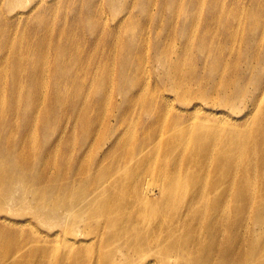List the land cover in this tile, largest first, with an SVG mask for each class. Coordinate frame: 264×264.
Returning a JSON list of instances; mask_svg holds the SVG:
<instances>
[{"label":"bare ground","instance_id":"1","mask_svg":"<svg viewBox=\"0 0 264 264\" xmlns=\"http://www.w3.org/2000/svg\"><path fill=\"white\" fill-rule=\"evenodd\" d=\"M26 1L0 0V55L10 51L8 57L0 56V212L9 215H0V264H49V257L56 259L57 255L62 257L58 264H67L72 257L73 264H264L256 254L263 248L264 241L259 239L264 236L260 226L264 216L253 219L254 236L250 235L251 244L245 252H254V255L229 263L226 239L229 204L234 207L236 218H240L251 199L249 178L256 174L250 166L253 161L264 164V153L261 157L254 155L257 149L264 150V25L261 19L248 18L238 23L241 30L226 25L213 26L215 22L222 24L218 21L223 20L226 24L228 21L223 14H218L221 0L207 3L205 0H160L159 14L152 18L154 1L138 0L130 4L138 15L130 18L126 35L122 36L117 69L109 70L111 63L109 65L106 60L90 59L82 73L89 82L80 83V87L77 86L80 89L70 98L66 85L76 84L69 79L85 54L84 47L79 46L82 38L77 36L78 42L76 35L71 37L77 28L55 34L57 29L51 26L53 16L45 17L37 12L29 17L33 23L30 29L26 23L18 27L20 32L11 25L6 29L2 19L10 18L16 24L22 13L29 15L33 11L22 10L9 16L6 9L23 6ZM54 1L45 2L44 8L55 9L56 13L60 4ZM42 2L39 0L40 4ZM123 2L108 0L106 6L115 15L121 12L116 17L125 25L130 5ZM83 4L82 36L84 28L91 30L103 23L101 17L96 18L98 9L93 0L82 2V8ZM250 6L264 10L259 4L249 3ZM74 9L65 10L66 15L73 14ZM203 10V29L187 25L195 23V15ZM221 12H226V8ZM181 13L184 14L182 24L176 26L175 21ZM75 15H79L76 10ZM162 15L166 31L172 38L187 42L196 37V40L187 46L183 44L177 51L163 42L162 49L159 40ZM149 21L155 30L153 39L145 38L143 31L140 41L136 40L138 28ZM38 29L43 32L34 37L31 31ZM83 38L87 42L86 36ZM93 41L92 37L88 38V42ZM146 44L152 49L158 68V73H153V84H147L151 71L145 67L143 74L146 73L147 80L142 76L144 82L141 83L142 67L137 62L140 58L131 57L138 45L144 47ZM48 72L50 78L46 82ZM137 84L141 88L136 89ZM43 85H49L48 94L40 90ZM122 85L129 86L128 90L123 92ZM197 85L199 93L194 91ZM161 86L174 93L182 105H189L197 98L215 109L228 107L234 111L241 106L243 111L239 112L243 115L239 120L245 126L239 127L241 123H236L223 111L202 113L203 108L197 104L191 105L192 113L181 111L167 120V112H164L169 100L161 95ZM90 87H94L92 94L102 106L113 88H117L125 102L136 103L139 96L146 95L151 101L145 106L148 113L152 112L155 119L152 122L160 121L164 126L147 135L143 131V142L136 145L132 153L121 147L123 136L118 133L119 129L113 132L106 153L114 150V156L108 166L96 158L87 162L88 172H78L74 167L63 181L41 173L39 161L51 145L47 137L52 132L47 129V120L59 117L63 103L75 114L80 109L77 98L80 103V98L84 97L82 91ZM188 99L191 101L187 103ZM158 110L162 113L156 116ZM86 120L88 117L83 118L82 123ZM118 123L126 124L122 119L121 122L116 120L115 124ZM36 124H39L37 133ZM54 142L57 145L65 143L66 147L70 140ZM170 149L173 162L186 158L188 153L192 155L189 157L195 161L197 175L186 174L188 178L181 185L169 175L175 171H168L163 179L162 173L158 175L162 181L154 188L147 180H143L141 186L143 175H148L143 173L152 172L154 164L138 168L136 165L154 156L164 158ZM245 149L250 155L245 157V171L239 174L235 169L239 158H244ZM178 193H183L190 201L172 205L169 200ZM256 203L264 212L263 195ZM32 220L43 229H35ZM193 220L195 226L192 228ZM26 227L33 228L27 236L24 235ZM53 227H59V231H54L55 237L51 238L49 233ZM60 236L62 247H51L53 239ZM85 238L91 240L90 244L97 243V249L91 254L94 259H87L77 249ZM117 252L124 256L123 261L112 260ZM70 255L73 256L68 257Z\"/></svg>","mask_w":264,"mask_h":264},{"label":"rangeland","instance_id":"2","mask_svg":"<svg viewBox=\"0 0 264 264\" xmlns=\"http://www.w3.org/2000/svg\"><path fill=\"white\" fill-rule=\"evenodd\" d=\"M49 0H43V2L40 4L39 0H28L23 6L16 7L15 9L8 10L5 7L3 9H6L9 13V16H12L13 14H17L18 12L22 10H28L33 9L32 12L27 15L26 13L21 14V18L19 20L16 19V24L11 22V19H2L1 23L7 27L11 25V27L19 31L18 27L22 26L23 24H27L29 26V29L31 28L32 19L30 20V16H33L36 12L37 13H43L45 14V17H52L51 19V26L54 30H56L55 34L58 32H68L71 29L77 28L76 32L71 33V37L76 35V39L79 42V38L81 39L80 47L83 48V52L85 53L82 55L81 62L78 63V65L74 68L75 73L71 76L69 79V82H75L74 85H66L67 91L69 93V97L72 98V96H75L77 91L80 89V83L88 81L89 78L86 77L85 73L87 64L90 59H93L95 61L102 59L106 60V62L110 65L109 70H116L118 67L117 61L118 57L121 55V47L123 45V39L127 32V25L130 21V18H132L135 14L138 15L137 10H132L131 3L138 2V0H124L123 3L130 5V8L128 10V13H131L129 15H125V25L121 23L120 19L116 16H120L121 12H119L117 15L114 14L107 6L106 3L108 0H93V5L98 9V16L96 15V18H100L103 20V23H101L99 26L96 25L95 28L89 30L87 27L84 28V35L82 36V25L84 24L82 19H84L82 16L85 14V4H83V8L81 3L85 0H70L69 2H65V0H55V3L60 4L59 10L55 13L54 10H46L44 8V3L48 2ZM153 5L151 7V16L152 18L156 17L159 14V1L160 0H153ZM206 3L209 2V0H205ZM222 5L220 7V12L218 14L224 15L228 21H226V24L224 21H218L215 22V25H226L229 28L233 29H239L241 30V27H237L238 23H244L248 18H257L261 19V24L264 25V10L259 11L258 9L254 7H249V3H252L254 5L259 4L261 7H264V0H221ZM184 5V4H183ZM105 6V8H103ZM240 6H245V8H240ZM75 7L73 14L68 12L67 15L65 13V10H69ZM226 8V12L222 13L221 11H224ZM75 10L79 13L78 17H75ZM263 14V15H262ZM115 15V16H114ZM5 16V15H3ZM43 16V15H42ZM123 16V15H122ZM7 17V16H5ZM30 17V18H29ZM184 17V14L181 13L177 16L178 20L175 21L176 26H179L182 24V18ZM29 18V19H28ZM151 18V19H152ZM124 19V18H122ZM238 20H240L238 22ZM121 23V24H120ZM165 17L162 15V22L159 26L160 34H159V40L161 42V46L163 49V42L167 44V47L171 50H179L183 44L186 46L191 42L196 40V37L192 40H189L186 42V40L182 39H174L171 37L169 33L166 31L165 27ZM187 25L193 26V29H203L205 25V12L204 10L200 13L197 12L195 15V23H187ZM85 26V25H84ZM137 37L136 40L140 41L141 34L144 32V37L152 38L154 36L155 30L152 27L151 21L147 23V25L140 26L138 28ZM148 31L151 33L148 35ZM20 32V31H19ZM17 32V34L19 33ZM40 32H43L42 30L38 29L35 31H31L32 35L39 36ZM78 36V37H77ZM86 36L87 42L84 40L83 37ZM124 36V37H122ZM128 36V35H127ZM92 37L94 40L93 42H88V38ZM134 39V38H133ZM132 39V40H133ZM128 40V39H127ZM212 45V44H211ZM1 46V45H0ZM264 46V43H263ZM151 48L147 44L142 47V45H138L131 54L132 59H134L136 56L137 58H140L137 62L140 63V67H142V73L140 74L141 83L143 84L145 78L147 80L146 73L143 74L144 67L146 70L151 71L149 74V79L147 80V84H153L154 82V76L153 73H158V68L156 66L155 60H153ZM236 51V50H235ZM10 55V51L6 50L1 57H8ZM235 57V54L232 53V58ZM10 59V58H9ZM113 60V61H112ZM3 61V60H2ZM134 62V60H131ZM230 69V68H229ZM143 76V78H142ZM49 72L46 73L45 81L48 82L49 79ZM89 82V81H88ZM78 86V87H77ZM129 86H123L122 85V91L125 92L128 90ZM49 88V85H43L41 86L42 93H47V89ZM141 88V85L137 84L136 89ZM93 89L94 87H90L89 90L82 91V94L84 95L83 98L79 103V98H77V103L80 107V109L73 114L72 109L70 106H67L65 103L61 104V112L59 114V117L56 119H48L47 129H50L52 133L49 134L47 139L48 142H51V145L49 147L48 153H45L43 157H41L39 164H41V173H47L50 177H58L60 181H63L66 175L68 174V171L72 168H77L78 172H88L86 166L87 162L90 160H102L105 165H109L113 156H114V150L108 151L106 153L107 148L109 147L110 138L114 135V133L119 129L118 133L122 134L121 139V147L122 148H128V152H133L132 149L135 148V146L138 144L140 145L143 142L142 132L144 131V135H147L149 132L152 131H158L161 130L163 126H161V122H152L155 120L153 118L152 112L148 113L146 110L147 104H151V101L149 98H146V95H141L138 97V101L135 102H125L123 95H120L117 88H113L111 91L112 94L108 97V101L106 100L104 105L102 106V103L100 100H96L93 96ZM161 95L168 98V108L164 112H167L168 119H173L172 116H175L178 112H185V113H192L193 110L190 109L191 105L197 104L203 108L200 112L204 113L205 111L215 113L217 111H223L226 114H229L230 118H233L236 120V123H241L239 127H244L245 124H242L240 118H242L243 111L241 110V106L239 109L230 110L228 107H220V108H212L211 105H208L205 101H200V99H193L187 100V103L191 101L189 105H182L179 102L178 97L170 92L169 90H166L165 87L161 86ZM200 89V86L197 85L194 87V91ZM200 90L196 91V93H199ZM191 96V95H190ZM188 96V97H190ZM44 97V95H43ZM47 96H45L46 98ZM183 97V96H182ZM212 96L207 97L206 99H210ZM44 99V98H42ZM122 109V112L121 110ZM189 110V111H187ZM156 116L161 114L162 112L156 111ZM199 112V113H200ZM238 112V113H234ZM87 113L86 116H84ZM123 114V115H122ZM154 114V112H153ZM108 115L107 118L105 116ZM85 123H82L83 118H87ZM119 117V118H118ZM118 118V119H117ZM126 123V124H115L116 120L118 122ZM151 120V121H150ZM245 120V119H244ZM146 122H148L146 124ZM257 125V124H252ZM39 130V124H36L35 127V133ZM122 130V131H121ZM114 132V133H113ZM40 133V132H39ZM13 135V134H12ZM89 135V136H88ZM41 136V133H40ZM62 138V139H61ZM64 139V140H63ZM66 140H70V143L65 147L64 144L57 145L56 142H66ZM83 140L88 141L86 147L85 142ZM82 144V145H80ZM248 145L251 144V142L247 143ZM74 147V148H73ZM110 148V147H109ZM116 149V147L114 148ZM45 150H48L46 147ZM85 154H83L82 152ZM89 150L91 152L89 153ZM190 152V149H189ZM244 158H239V164L238 167L235 169V171L239 174H242L247 165V158L246 156L250 155L247 149L244 151ZM264 153V150L260 152L259 149H257L254 152L255 156H262L261 154ZM168 155L166 157H156L150 158L146 161H141L140 164L136 165L137 168L141 167L143 165H152L154 164V169L152 172H147L143 174V179L141 181V186L143 185V180H147L149 182V186L151 188H154L156 184H159L163 179L164 174L169 173L168 171H175L173 173H170L174 179L178 180L180 184L185 182V180L188 178L186 174H196L197 170L195 169V161L191 159L189 156L192 157V155L187 154L188 156L186 158H179L176 161L173 162L172 158L173 151L170 149L167 153ZM253 155V154H251ZM253 155V156H254ZM169 158V159H168ZM248 162L250 163V160L248 158ZM264 162V158H263ZM174 165H176V169H173ZM112 167V166H111ZM136 168V169H137ZM135 169V168H134ZM251 171H255L256 174L253 177H250L249 183L251 184L249 189L251 190V199L248 200L247 206L244 211H242L241 217L236 218L235 216V210L234 207L229 204V226L226 227V239L227 243L229 245V263L233 260L239 258V257H249V255H254L253 253H246L245 251L250 247L251 241L250 235L254 236L252 233V227H253V219L254 218H261V216H264V212L261 211V209L258 207V204L256 203L259 196H264V164L253 161V164L250 166ZM28 171H35L34 169H28ZM134 172V171H133ZM162 173L161 179L159 178V174ZM178 173V174H176ZM142 174H139L140 176ZM197 175V174H196ZM165 177V176H164ZM191 178V177H190ZM254 184V185H253ZM260 184V185H259ZM263 184V185H262ZM179 188H183L180 186ZM187 189H193L194 187H186ZM258 190V191H257ZM229 193L231 192L230 189L226 190ZM188 192V191H187ZM183 193H178V195H174L169 201L172 205H179L180 203H188L190 200L185 198ZM211 194V193H209ZM231 196V195H230ZM253 196V197H252ZM256 197V198H255ZM0 215L3 216H9L8 213L0 212ZM29 217H25L27 219ZM31 220V219H30ZM28 220V221H30ZM258 220V219H257ZM122 221H125L122 220ZM35 227V229L42 230L43 228L38 226L37 222L31 221ZM171 222V221H169ZM88 223V222H87ZM259 223V221H258ZM260 224V223H259ZM195 226V221H192V228ZM261 228L264 229V223L260 224ZM38 227V228H36ZM81 227V225H79ZM148 228V227H147ZM26 227L24 235L27 236L31 229ZM67 230V229H66ZM59 231V227H53L51 235H49L51 238L55 237V232ZM259 231V229L257 230ZM64 232L65 229H64ZM63 232V233H64ZM66 233H69L68 231ZM82 237V236H81ZM53 243H51V247L53 248H61L63 241L62 236H60L57 240L53 239ZM57 241V242H56ZM259 241H264V236H262ZM91 240L85 238V241L79 245H77V249L81 252L82 255H85L87 259H94L91 257V254L94 249H97V243L90 244ZM63 254V253H62ZM257 257L260 262L264 263V242H263V248L256 253ZM65 257L66 255L63 254ZM118 255V256H117ZM73 255H70L68 257H71ZM56 259H53L52 257H49L48 261L49 264H58L59 261L62 259L61 256L57 255ZM64 259L67 262V259ZM48 258V257H47ZM124 256H121L119 252L114 253V256L112 257V260L115 262L123 261ZM55 260V261H54ZM73 260V257H72ZM70 260V262L67 264H73V261ZM52 261H54L52 263ZM92 264V263H91ZM102 264V263H101Z\"/></svg>","mask_w":264,"mask_h":264}]
</instances>
